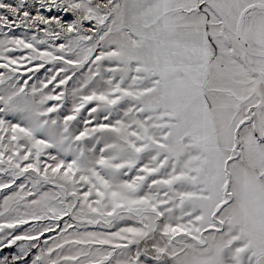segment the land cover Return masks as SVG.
Returning a JSON list of instances; mask_svg holds the SVG:
<instances>
[{"label":"snow or ice","instance_id":"1","mask_svg":"<svg viewBox=\"0 0 264 264\" xmlns=\"http://www.w3.org/2000/svg\"><path fill=\"white\" fill-rule=\"evenodd\" d=\"M0 264H264V0H0Z\"/></svg>","mask_w":264,"mask_h":264}]
</instances>
